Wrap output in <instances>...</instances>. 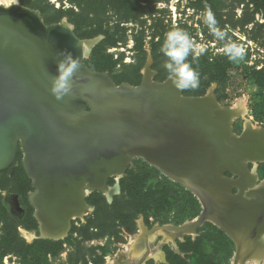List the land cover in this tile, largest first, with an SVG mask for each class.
<instances>
[{
    "label": "water",
    "instance_id": "water-1",
    "mask_svg": "<svg viewBox=\"0 0 264 264\" xmlns=\"http://www.w3.org/2000/svg\"><path fill=\"white\" fill-rule=\"evenodd\" d=\"M56 26L0 8V173L16 165L21 150L35 188L30 202L41 237L43 225L62 233L86 200L81 191L125 175L134 157L177 180L197 199L205 182L222 188L230 174L239 181L232 188L237 195L217 196L227 216L244 219L251 208L262 210L264 189H249L246 170L264 163V149H256L245 132L235 134L222 107L185 96L184 90L171 91L170 78L152 85L143 77L139 86H117L109 73L77 69L70 93L57 100L50 91L57 63L77 53L70 35ZM84 60L79 59L81 65ZM105 73L108 80L99 76ZM199 199L201 214L179 226L182 232L197 233L211 223L213 209ZM225 229L237 253L238 233Z\"/></svg>",
    "mask_w": 264,
    "mask_h": 264
},
{
    "label": "rangeland",
    "instance_id": "rangeland-1",
    "mask_svg": "<svg viewBox=\"0 0 264 264\" xmlns=\"http://www.w3.org/2000/svg\"><path fill=\"white\" fill-rule=\"evenodd\" d=\"M252 2L20 0L23 7L40 13L46 25L61 17L60 22L53 24L68 22L81 40L101 35L95 38L104 41V34L109 33L111 38L105 46L101 45L95 54L92 52L84 64H97L99 67L102 61L113 81L127 79L129 82L123 84L133 86L142 83L148 64L153 80L164 82V77L169 76L163 67L167 58L160 51L164 37L171 30L186 32L194 45L205 50L196 59L192 55L188 57L187 62L192 67H195L192 62H197L201 69L195 68L199 77L198 87L185 89L184 95L205 96L212 90L222 107L233 108L242 103L245 112L232 124L237 135L243 132L247 121L253 128L264 130V9H256ZM209 11L218 29L227 34L225 41L215 38L204 23V16ZM225 42L242 46L245 51L243 60L229 61L224 54ZM22 161L20 150L16 162L18 167L0 173V205L6 210V213H0V249L8 252L2 264H26L17 243L6 240L9 235L18 232L20 240L27 244L48 240L40 236L35 209L30 202L35 188ZM129 169L125 178L120 179L119 194L113 199L100 191L86 196V203L92 208L83 217L72 221L68 236L58 245L44 244L41 246L44 250L35 246L40 250L38 259L41 261L38 264H109L110 261L113 264H234L236 252L233 246L230 251L222 248L225 247L223 245L217 250L211 242L203 240L209 243L206 255L195 256L192 252L180 250V244L185 243L188 237L194 241L208 233L215 236L216 233L205 227L207 223L196 234L177 240V249L159 237L155 244L159 252L148 250L139 259L129 253L126 246L139 233L140 224L151 231L157 225L179 226L198 217L192 218L198 212L194 206V194L191 195L159 169L139 158L132 160ZM258 174L264 180V163L258 167ZM116 183L113 178L108 181L110 186ZM24 231L33 237L29 238ZM46 250L50 251L47 255L43 252ZM45 255L47 261L44 260ZM27 258L31 260V255Z\"/></svg>",
    "mask_w": 264,
    "mask_h": 264
},
{
    "label": "bare ground",
    "instance_id": "bare-ground-1",
    "mask_svg": "<svg viewBox=\"0 0 264 264\" xmlns=\"http://www.w3.org/2000/svg\"><path fill=\"white\" fill-rule=\"evenodd\" d=\"M0 8H4L6 10H12L13 9V10L26 12L33 18V20L36 24H40L41 20H42L40 18V15L38 12L33 11L32 9L30 10L28 8L23 7L20 4V0H0ZM54 28H56L57 30H59V32H61L63 34L70 35L71 39L73 40L74 45H75L73 48V51L75 50V52L77 53V57H75V58H78V60H76V61L79 64V68H78L79 71L89 72L91 70V71L97 72V73H104V72L94 71L91 68H89L88 66H86L85 64L81 65L79 62V59L81 57L87 59L91 55L94 48L100 43L101 38L98 37V38L91 39V40H81L75 34L73 26L70 25L66 21L57 24V26ZM99 76L108 80L106 73L99 75ZM144 77H145L147 82H150L148 84L154 85L157 82V81L153 80V72L150 70V64H148V66L145 70ZM158 83H160V82H158ZM168 84L173 89L171 91H174L175 87L172 85V83L169 82ZM121 85H123V84H121ZM121 85H117V86H121ZM193 97H200V96H193ZM201 97H202L201 99L205 100L207 103L212 104L214 107H216L218 109L220 107H222L220 104H218L219 102L216 99L215 95L213 94L212 90H210L207 95L201 96ZM242 107H243V104L241 103V106L237 105L236 107H233V108L222 107V109H224V113L226 114V117L231 122H233L234 119H236L239 116L244 114L245 110ZM243 132H245V134L248 135V137L251 138L253 140V142H255L257 144L256 149L263 152V149H264V130L262 128H253L252 124L249 121H247L245 124ZM242 133L240 135H242ZM23 157H24V155H23ZM135 158H137V157H134V159ZM130 165H131V163H130ZM258 167L259 166L256 163V164H253L252 166H250L248 168V170H246V174H247V177L249 179L248 181H250V185L248 183L247 184L249 185V189L253 190L254 192H259L260 190L264 189V180H261L259 177ZM123 176H124L123 173H120L116 177L122 178ZM236 178L237 177H233L230 174H226L224 176V180L228 184L222 188L218 187L214 184H211V182H205V184L203 185V187L201 189L202 192H200L198 199L201 198L202 200H204V203H206V206H209L213 209V212L208 217L209 222H211L212 224H214L215 226H217L221 230H222V228L223 229L226 228L228 230V232H230L232 234L234 232L238 233V236H236L238 251L235 254L234 264H251V263H247L248 261H251V260L255 261L257 264H260V261L264 260V206H263L264 201H262L263 202L261 204L262 210L259 213H255L254 211H252V208H251V212L243 219V218H234L232 216L228 217L227 216L228 211L226 210V207L224 205L221 206V202L217 197L219 193L221 195H225V193L226 194L229 193V194H231L230 196L232 197V199L235 198L234 196L237 195L238 191L236 189L232 190V188H235V186H236L235 184H239V181H237ZM172 179L176 180L174 178H172ZM176 182H177V180H176ZM247 190H248V188H247ZM97 191L103 192L104 194H106V196L109 199H112V196L114 195V193L116 191H118V189L110 187L108 185V183H106V184L104 183L103 185L96 186L93 189L84 188L81 191V194H82L81 196H84V198H86L87 195L91 194L92 192H97ZM48 209H50L49 211L52 212V214H53V208H51V206H50V208H48ZM89 209H90V206L87 205L86 200H85L81 204L78 211H76V214L73 216L71 222L68 221L69 223L66 224L65 228L63 229V232L62 233L60 232L57 234H54V231H52V229H50L48 227L46 228V226L44 227V225H43L44 217L39 213V218L41 219V221H42L41 223L43 225L42 238H47V239L52 238L53 240H56V241L57 240L61 241L62 239L66 238L68 236L70 230H71L72 221L77 219V218L83 217ZM231 218H234V220ZM231 220H232V223H231ZM65 221H67V220L64 219L63 222H65ZM224 221L231 223V224H229V225L225 224ZM190 224H191V221L186 222V226H188ZM182 225H179V226H182ZM179 226H174V225H169V224L157 225L155 227V229L150 231V230H147L143 225L140 224L139 233L136 236H133L131 238V241L126 246V249L129 253H133L136 259H139V258L143 257V255L148 250H152L153 253L157 252L158 249H155L156 248L155 244L159 240V237H162V238H164V240L171 242L174 245L175 249H177V247H176L177 246V244H176L177 240H183L184 235H186V234H188V235L189 234H192V235L196 234L195 231H193V230H186V231L182 232L180 229H178ZM24 232L29 238L33 237V234L28 233L26 231H24ZM39 232H40V230H39ZM260 247H261V249H260ZM158 252H159V250H158ZM109 264H113V262L110 261Z\"/></svg>",
    "mask_w": 264,
    "mask_h": 264
},
{
    "label": "clouds",
    "instance_id": "clouds-1",
    "mask_svg": "<svg viewBox=\"0 0 264 264\" xmlns=\"http://www.w3.org/2000/svg\"><path fill=\"white\" fill-rule=\"evenodd\" d=\"M204 23L209 27L211 34L218 40L225 41L226 33L216 26L214 16L209 11L204 16ZM203 47L194 45L191 37L184 31L176 29L166 33L160 51L167 58L163 67L167 71L172 85L177 90L195 89L199 85L198 73L187 62L189 55L193 59L203 53ZM224 54L229 61L243 60L245 51L235 42H225ZM79 68L78 62L70 53L57 63V74L52 78L51 93L57 100L63 98L71 91V78Z\"/></svg>",
    "mask_w": 264,
    "mask_h": 264
},
{
    "label": "trees",
    "instance_id": "trees-1",
    "mask_svg": "<svg viewBox=\"0 0 264 264\" xmlns=\"http://www.w3.org/2000/svg\"><path fill=\"white\" fill-rule=\"evenodd\" d=\"M251 1H253L252 3L256 6V9H258V10L259 9H264V0H251ZM60 20H61V17L59 18V20H55L56 22L49 23L48 25L53 24V23H58V22H60ZM104 35H105V40L102 41L97 47L94 48V50L92 51L93 52L92 54H95L96 51L101 47V45L105 46V43H107L109 41V39L111 38L109 33H105ZM97 36H101V35H96L95 37H97ZM95 37H94V39H95ZM83 40H91V39H83ZM192 63L195 64V67H192V66L191 67L197 73L201 69V67H199L197 65V62H192ZM96 65L97 64H95V65L87 64V66L89 68H91L92 70H94V71L108 72V68L107 67L103 68L104 64H103L102 61L100 62L99 67L96 66ZM195 68H198L197 69L198 71H196ZM168 77L169 76L164 77L163 80L165 81ZM114 82L117 85H121V84H123L125 82H129V80H127V79L126 80H121V81H115L114 80ZM196 96H198V95H196ZM25 178H27V177H25ZM191 195H193V194H191ZM193 199H194L193 201L195 203L194 206H197L198 212L195 213L192 218H196L197 216H199L201 214L202 208H201V205H200L199 201L197 200V198L193 197ZM0 213H6L5 208H3L1 205H0ZM205 227H207L210 231H213L214 233H216L215 236H213V233H208L209 235H206L205 237L200 236V237H198V239H196L194 241H192L191 238L188 237L185 243L180 244V250L183 253L192 252V255H195V256L206 255L205 252L208 249L209 243L206 244L205 242H203V240H207L208 242H211L210 244L214 245L213 247L215 249H217V250H219L220 247H222V245L225 246V247H222V248H224V249L225 248H229V251H230L231 246L235 247L234 243L232 242V240L228 236H226V234L222 230H220L218 227H216L215 225L210 224V223H207L205 225ZM5 234H6V232L3 235H5ZM18 239L20 240L18 232H16L13 235H9L8 238H6V240L9 241V242L17 243L16 246L20 248V255L24 256V258L26 259V261H25L26 264H32V262H33L32 260H34V264H38L41 261V260L39 261V259H38L40 257V255L38 253H39L40 250H44L45 249V248L41 247V246H44V244H51V245L53 244L55 246L59 244V241L58 242H56V241L55 242H51V241H48V240H37L35 242L36 245L35 244H27L26 242L24 243L21 240L20 241L22 243H18L17 242ZM214 240H216V241H214ZM1 244L2 243H0V246H1ZM35 246H37V247L39 246L40 250H39V248L36 250ZM1 250L2 249H0V264H2V261H3L4 257L8 254L7 251H1ZM234 250L235 249L233 248V251ZM43 252H45V254L47 255L50 251L48 252V250H46V251H43ZM231 253H232V250H231ZM29 255H31V260L28 261L27 257ZM46 255H45V259H44L45 261H47ZM177 259L181 260L179 258V256H177ZM188 259H190V258L188 257Z\"/></svg>",
    "mask_w": 264,
    "mask_h": 264
},
{
    "label": "flooded vegetation",
    "instance_id": "flooded-vegetation-1",
    "mask_svg": "<svg viewBox=\"0 0 264 264\" xmlns=\"http://www.w3.org/2000/svg\"><path fill=\"white\" fill-rule=\"evenodd\" d=\"M246 124V123H245ZM244 130V129H243ZM15 167H18V165H14ZM14 166H12L10 169H13V168H15ZM9 169V170H10ZM117 178V179H116ZM124 178H125V176H124ZM124 178H122V179H124ZM114 180H115V183H116V181H117V183L115 184V185H113V186H110V187H112V188H115V189H118V191H116L115 193H114V195L112 196V199L116 196V195H118L119 194V191H120V187H121V177L119 178V177H114L113 178ZM121 179V180H120ZM119 180H120V182H119ZM120 184V185H119ZM105 196H106V194H105ZM90 208H92V207H90ZM233 242V241H232ZM234 243V242H233ZM234 246H235V243H234ZM173 247H174V245H173ZM177 247V246H176ZM175 248V247H174ZM260 249H261V247H260ZM235 252H236V247H235ZM235 254V253H234ZM247 263H251V264H257L255 261H253V260H251V261H248ZM260 264H264V260H262V261H260Z\"/></svg>",
    "mask_w": 264,
    "mask_h": 264
}]
</instances>
